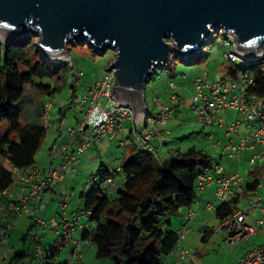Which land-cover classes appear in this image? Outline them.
<instances>
[{"label": "built area", "instance_id": "2783aa9c", "mask_svg": "<svg viewBox=\"0 0 264 264\" xmlns=\"http://www.w3.org/2000/svg\"><path fill=\"white\" fill-rule=\"evenodd\" d=\"M221 33L225 38L227 37L225 47L231 49L225 56L229 66L259 64L264 84V49L263 54L255 59L241 57L234 51L236 45L233 35L223 31ZM188 59L187 57L182 60L188 61ZM115 74V71L107 72L106 70L103 78L89 85L84 97L77 103V112L80 117L76 128L69 130L72 141L64 144L56 157L61 160L60 164L50 170H41L36 166L16 169L12 184L0 192V251L8 248L7 244L14 232V221L23 216L33 218L36 228L34 243L26 255L30 260L23 264H31L35 260L45 264L49 256L55 253L60 254L71 244L74 249L70 251L67 264H74L82 258L83 243L89 248L94 247L90 239L84 240L85 232L92 228L91 211L85 208L71 211L70 204L60 200L58 202L60 221L55 228L49 229L47 222L39 217L47 209L43 201L45 191L56 182L63 181L68 172L76 170L81 163L82 154L102 139L116 140L126 123H130L131 128L129 138L127 137L126 141L119 144L122 148H126L127 141L131 140L133 148L137 151L155 153L166 143L168 126L178 114L181 96L178 93H172L169 103H162L155 98L154 112L147 106L146 113L134 117L130 105L118 103L112 96L116 81ZM75 76L77 80L81 79L79 73L76 72ZM206 76L204 72L195 80V92L190 103L191 110L203 127L218 126L225 132L228 143L222 146L224 156L237 160L243 153L249 154L251 157L248 163L252 166L251 173L259 172L260 177L256 190L246 192L245 178L238 174L227 173L220 164L208 165L198 176L195 188L198 198L195 203L198 204L199 196L212 186H216L215 198L212 203L206 205L207 210H216L235 198L246 197L249 206L243 210L239 209V202L237 211L224 217L216 232H225L229 243L248 241L263 231L264 225L263 219L257 220L256 226L246 222L247 216L254 211H259L264 216V196L260 194V191L264 190V98L250 94L249 91L255 86V77L249 73H237L235 78L227 75L212 82L206 80ZM169 87L172 90L177 89L174 83H170ZM54 103V97L45 103L47 129L51 127L50 112ZM226 110H235L239 114L238 119L227 123L222 117ZM217 145L221 146V143ZM125 180L126 177L119 167L116 170V177H110L104 182L103 191L108 195L113 194L119 188V182ZM74 196L75 192L71 195L72 200ZM195 216L196 212L191 211L184 220L193 222ZM186 228L183 227L177 231L179 241L185 239ZM38 230L57 235L49 251L44 249V238L40 236ZM76 234L79 238L74 237ZM188 255L189 251L181 249L178 260H186ZM237 264H264V243L243 255Z\"/></svg>", "mask_w": 264, "mask_h": 264}, {"label": "trees", "instance_id": "16d2710c", "mask_svg": "<svg viewBox=\"0 0 264 264\" xmlns=\"http://www.w3.org/2000/svg\"><path fill=\"white\" fill-rule=\"evenodd\" d=\"M36 40L28 36L0 46V192L12 184L16 169L35 166L47 135L44 122L23 126L22 110L28 105L37 106L32 113L44 121L46 101L61 90L45 81H62L68 71L65 63L49 62ZM240 72L255 77V86L249 92L264 98L259 64L227 68V75L232 78ZM158 154L133 149L132 156L120 166L126 180L119 182L113 194H106L102 185L108 178H115L116 171L100 167L92 190L80 195L83 207L92 212V228L85 232L84 240H91L98 257L111 258L115 264H164L177 248L179 235L172 217L194 205L198 176L212 164V159L195 148L169 159ZM249 176L246 192L256 190L260 173ZM240 198L219 206L216 217L222 220L234 214ZM22 255L23 252L16 253L12 260H20ZM58 255L49 256L45 264H56Z\"/></svg>", "mask_w": 264, "mask_h": 264}, {"label": "rangeland", "instance_id": "374dc122", "mask_svg": "<svg viewBox=\"0 0 264 264\" xmlns=\"http://www.w3.org/2000/svg\"><path fill=\"white\" fill-rule=\"evenodd\" d=\"M226 39L227 37L225 38L221 32H213L207 38V42H205L199 52L188 57L189 63L184 62L181 57L173 54L172 63L164 67L160 66L152 73L145 87L146 103L150 111L152 110L154 112V99L157 96L162 103H169L172 93H178L181 96L179 106L180 116L169 123L168 129L171 131L172 136H167L166 141H168V144L164 145L162 151L159 152L158 156L160 158L169 159L176 157L180 152L185 153L195 148L199 151H204L211 157V163L220 164L227 173L238 174L249 181L251 179L249 173H251L252 166L249 165L248 159L251 156L243 153L237 160L224 156L222 154V146L228 143L225 132L218 126L213 128L203 127V125L198 123L190 108L191 98L195 92V80L199 76H202L205 72L207 74L206 80L210 82L227 77L229 62L225 56L231 49L225 47L224 43ZM3 43L0 39V46L4 45ZM114 58L115 53L111 50L106 52L105 55L100 56L87 44L75 43L74 45H70L69 58L67 61L59 62L65 63L68 66V71L64 79L59 81L55 78L45 81V84L53 87L59 86L61 90L54 96L55 103L50 112L51 127L48 128L46 138L36 157V167L41 170H50L60 164L61 160L58 159L56 165H52L55 163L54 161H56V157L59 155L62 146L68 141H72L69 130L76 128L78 122L77 117L78 119L80 117L77 112V103L84 97L89 85L103 78L106 70H108L107 68L114 61ZM76 72L81 75L80 80H77L75 76ZM170 83H174L177 89L172 90L169 87ZM35 102L38 103L37 99H35ZM23 106L25 105L23 104L21 108ZM36 108L37 106L34 107L32 105L24 107L21 119L23 126L29 125L30 123H45V118L43 121V118L39 117V115L32 113ZM226 112H230L233 117L231 119L225 118L227 123L228 120H230V123L239 117V114L235 110H226L223 113L225 114ZM121 139L123 138L116 140H108L106 138L98 141L96 145L92 146L80 156L81 163L75 172H68L63 181L54 184L55 194H46L43 201L47 209L42 216H39L47 222L49 229L55 228L60 221L58 205L60 200L69 203L70 210L77 205L81 206L82 201L80 195L82 193L88 194L92 190L94 185L93 179H99L96 175L100 167L103 169L107 168L110 172H115L123 161L128 160L132 156L134 148L131 140L127 141V148L125 149L119 146ZM218 143H221V146L217 145ZM73 192L76 193V197L72 201L71 195ZM261 196L264 195L261 194ZM239 205V209L243 210L249 206V201L246 197H241ZM209 211H211L214 217L215 211ZM47 214L50 218L47 217ZM254 214L252 213L251 216ZM52 216H57L58 219L55 221ZM173 219L179 222L177 215ZM206 225L213 231L208 243L202 242V227H197L194 223L188 228H186L188 224L185 227L187 229L185 236H188L189 232L191 234L188 239L184 243H182V239L179 241L183 244L185 250L190 252L191 258L198 260L197 264H237L238 257L240 258L242 254L253 249L257 244V237L249 241L229 243L228 235L225 232H215L220 225L217 219L215 221H209V224ZM32 226L33 229H31ZM181 229H183V226L177 228V231ZM35 231L36 228L34 227L33 218L30 216H23L15 220L14 232L7 244V250L13 249L14 251L10 253L7 261H1L0 264H9V261L13 259L16 253L24 250H27L26 253H28L33 247ZM38 232L44 238V249L49 251L54 245L57 235L50 234L49 232L44 233L42 230H38ZM258 236L261 238L262 234ZM24 237L27 238L25 247ZM76 237L79 238V235ZM82 250V258L74 264H115L111 258L98 257L96 248H89L85 243H83ZM5 254H0V260H4L3 256ZM69 257L70 250L68 248L64 249L55 258V263L65 264L69 261ZM25 259L30 260L29 257ZM39 263L38 260H35L31 264Z\"/></svg>", "mask_w": 264, "mask_h": 264}, {"label": "water", "instance_id": "95a60500", "mask_svg": "<svg viewBox=\"0 0 264 264\" xmlns=\"http://www.w3.org/2000/svg\"><path fill=\"white\" fill-rule=\"evenodd\" d=\"M222 31L233 35L239 56L262 55L264 0H0L4 45L31 35L52 63L67 60L75 43L100 56L114 52L107 68L116 72L112 96L134 117L148 110L145 87L157 68L173 54L198 53Z\"/></svg>", "mask_w": 264, "mask_h": 264}, {"label": "crops", "instance_id": "0c3cea01", "mask_svg": "<svg viewBox=\"0 0 264 264\" xmlns=\"http://www.w3.org/2000/svg\"><path fill=\"white\" fill-rule=\"evenodd\" d=\"M180 109V108H179ZM178 109V114L176 115V117L175 118H179V116H180V110ZM62 113V112H61ZM224 114V113H223ZM222 114V117H224V118H228V119H231V118H233L232 117V114L230 113V112H226L224 115ZM238 119V118H237ZM77 120H78V117H77ZM230 120H228V122H229ZM233 121H235V120H233ZM130 128H131V125H130V123H126V125H125V128H124V130L122 131V132H120L119 133V135H118V137H117V139L118 138H123V139H121V141H119V144H120V142H123V141H126V138L128 137V135H129V131H130ZM167 136H172V133H171V131H169V129H168V134H167ZM167 136H166V139H167ZM106 139V138H105ZM108 139V138H107ZM109 140V139H108ZM168 144V141H166V143H165V145H167ZM94 145H96V144H94ZM93 145V146H94ZM120 146V145H119ZM121 147V146H120ZM127 148V147H126ZM125 148V149H126ZM163 148V147H162ZM160 151H162V149L161 150H158V153L160 152ZM57 161H58V159L56 158V161H54L55 163H53L52 165L53 166H55L56 165V163H57ZM212 164H214V163H212ZM217 164V163H216ZM76 170H74L73 172H75ZM250 174V173H249ZM54 186V185H53ZM53 186L50 188V189H48V190H46L45 191V194H44V197L46 196V194L47 195H50V193H52V194H55V190H54V188H53ZM215 189H216V186H212L210 189H207V191H205L202 195H200L199 196V201H198V204L197 203H194V205L190 208V209H183V210H181L180 212H179V214L177 215V217L179 218V222H177L176 221V219H173V217H172V223H173V228L175 229V230H177V228H181L182 226L183 227H186L187 226V224H188V226H187V228L192 224V223H194V224H196L197 225V227H199V226H201L202 228H201V233H202V242L203 243H208V241H209V239L211 238V236H212V233H213V231H211V228L210 227H208V225H206V224H209V221H215V219H217V221H219V223H221V219H218L217 217H216V215L214 214V217L212 216V214H211V211H209V210H207L206 209V205L207 204H209V203H212L213 201H214V198H215ZM260 194H262V195H264V190L263 191H260ZM76 197V193H75V196H74V198ZM44 199V198H43ZM74 200V199H73ZM72 200V201H73ZM240 200H241V198H240ZM238 205V204H237ZM73 209L71 210V211H73V210H76V209H79V208H84L83 207V203H82V205L81 206H79V205H77L76 207H72ZM74 208H76V209H74ZM58 209V208H57ZM191 211H194V212H196V216H195V219H194V222H191V223H188V222H186L185 220H184V217L187 215V214H189V212H191ZM215 211V210H214ZM43 213H45V212H43ZM42 213V214H43ZM252 213H255L253 216H251L252 215ZM252 213H250L248 216H247V219H246V222L249 224V225H251V226H256V222H257V220H259V219H263L264 220V216L259 212V211H254V212H252ZM42 214H41V216H42ZM176 216V215H175ZM47 217H49L50 218V216L47 214ZM251 217V218H250ZM52 218H54V220L56 221L58 218H57V216H52ZM81 222H82V220H81ZM31 229H33V226L31 227ZM207 231H208V233H207ZM211 231V232H210ZM216 232V231H215ZM219 233H221V232H219ZM260 234H262V237L261 238H259L260 236H258V235H260ZM78 234H76L74 237L75 238H77L76 236H77ZM189 235H191L190 234V232H189V234H188V236H186L185 237V239L184 240H182V243H184L187 239H188V237H189ZM227 235V234H226ZM254 237H257V244H256V246L253 248V249H255V248H257L258 246H260L261 244H263L264 243V225H263V231H261V232H259L256 236H254ZM253 237V238H254ZM253 238H251V239H253ZM250 239V240H251ZM24 247H25V245L27 244L26 243V241H27V238L26 237H24ZM249 241V240H248ZM181 242L178 244V246H177V248L174 250V252L172 253V254H170V256L169 257H167L166 258V260H165V262H164V264H197V262H198V260H194V259H192L191 258V254H190V252H189V255H188V257H187V259L186 260H178V256H179V252H180V250L181 249H185V247L183 246V244H182ZM67 249V248H66ZM74 248H73V245L71 244L70 246H69V248H68V250H70V251H72ZM253 249H251V250H253ZM251 250H249V251H251ZM5 251H7V252H5ZM14 250L13 249H9V250H3V251H0V254L1 253H6L4 256H3V259L4 260H0V263H1V261H7V259L9 258V255H10V253L11 252H13ZM26 251L27 250H24V251H22L23 253H24V255H22V257L20 258V260H17V261H13V260H8L9 261V264H23L24 262H27L28 260H24V258H26ZM249 251H246L244 254H242L241 256H240V258L243 256V255H245L247 252H249ZM239 257H238V260L240 259ZM238 260H237V262H238ZM40 264V263H39ZM236 264V263H235Z\"/></svg>", "mask_w": 264, "mask_h": 264}, {"label": "bare ground", "instance_id": "6f19581e", "mask_svg": "<svg viewBox=\"0 0 264 264\" xmlns=\"http://www.w3.org/2000/svg\"><path fill=\"white\" fill-rule=\"evenodd\" d=\"M65 60V59H64Z\"/></svg>", "mask_w": 264, "mask_h": 264}]
</instances>
